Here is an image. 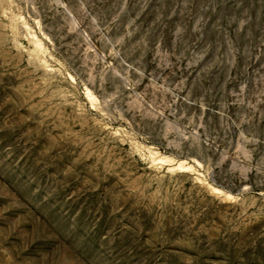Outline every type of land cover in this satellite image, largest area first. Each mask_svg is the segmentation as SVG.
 Instances as JSON below:
<instances>
[{
    "label": "rangeland",
    "instance_id": "rangeland-1",
    "mask_svg": "<svg viewBox=\"0 0 264 264\" xmlns=\"http://www.w3.org/2000/svg\"><path fill=\"white\" fill-rule=\"evenodd\" d=\"M0 264H264V0H0Z\"/></svg>",
    "mask_w": 264,
    "mask_h": 264
}]
</instances>
